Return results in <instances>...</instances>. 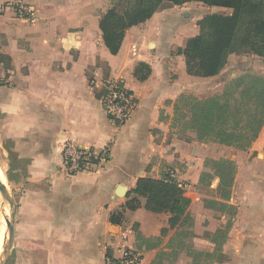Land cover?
Segmentation results:
<instances>
[{"label": "crops", "instance_id": "1", "mask_svg": "<svg viewBox=\"0 0 264 264\" xmlns=\"http://www.w3.org/2000/svg\"><path fill=\"white\" fill-rule=\"evenodd\" d=\"M7 2L28 5L34 22L18 19ZM199 4L156 12L128 29L111 55L99 30L106 0H0V176L15 203L6 264H103L106 254L117 257L125 247L150 264L157 251L135 230L154 239L162 229L164 253L175 264H264V125L245 151L199 143L193 135L187 142L170 129L181 94L197 97L206 83L207 91H219L234 76L230 64L211 78L187 74L178 50L208 15L193 11ZM106 68L137 103L123 125L108 118L88 81L101 88ZM66 142L104 151L105 161L68 177ZM219 159L235 165L228 201L205 164ZM167 170L191 202L189 221L174 228L168 214L147 212L144 199L138 209H124L138 178L160 179ZM214 203L234 208L228 230L225 214L217 225L209 220ZM115 213H122L118 223L110 221ZM217 232L222 238L214 239Z\"/></svg>", "mask_w": 264, "mask_h": 264}, {"label": "trees", "instance_id": "2", "mask_svg": "<svg viewBox=\"0 0 264 264\" xmlns=\"http://www.w3.org/2000/svg\"><path fill=\"white\" fill-rule=\"evenodd\" d=\"M114 1V0H113ZM120 7L110 6L99 19V30L105 48L116 55L121 47L125 32L149 20L156 12L168 7L186 3H201L207 7L223 8L230 14H208L197 22L198 34L178 50L185 60L187 74L197 78L217 76L227 65L231 54L251 53L264 58V0H117ZM98 65V64H97ZM104 80L108 79L107 68L103 70ZM95 98L101 99L107 94L104 87L97 89L88 78ZM240 100L250 104L251 111L242 112L237 99L228 90L206 99L192 94H181L173 107L170 129L182 122L181 133H190L199 143H215L221 146L245 151L258 138L264 125V77H252L249 83L239 91ZM189 141V140H185ZM191 141V140H190ZM212 168L219 179L218 191L221 200L228 201L233 186L235 165L232 161L219 159ZM153 179L138 178L135 187L128 195L130 198L124 209L136 210L144 199V209L154 214H168L170 228L182 226L189 221L187 209L190 200L175 180L168 177ZM217 207L229 205L214 203ZM122 213L111 214L112 223L120 222ZM233 218V216H232ZM231 218V220H232ZM231 220L226 230L231 227ZM161 230L159 238L143 239L135 230L136 239L155 248L162 244L165 234ZM180 234L176 233L175 238ZM197 255H200L199 253ZM171 260L163 250L156 253L150 264H163L164 259Z\"/></svg>", "mask_w": 264, "mask_h": 264}, {"label": "built area", "instance_id": "3", "mask_svg": "<svg viewBox=\"0 0 264 264\" xmlns=\"http://www.w3.org/2000/svg\"><path fill=\"white\" fill-rule=\"evenodd\" d=\"M3 5L12 7L18 19L27 23L34 22V12L28 5L11 2ZM3 5L0 6V9L3 8ZM101 87L107 90V94L100 99L106 115L115 124L123 125L137 106L135 98L121 82L109 78L103 81ZM105 158L104 151L81 147L71 142H66L62 146L63 171L68 177L77 173L92 171L103 163ZM168 176L175 180L171 171H169ZM142 262V253L134 247H125L117 257L106 254L103 258V264H142Z\"/></svg>", "mask_w": 264, "mask_h": 264}, {"label": "rangeland", "instance_id": "4", "mask_svg": "<svg viewBox=\"0 0 264 264\" xmlns=\"http://www.w3.org/2000/svg\"><path fill=\"white\" fill-rule=\"evenodd\" d=\"M198 4V3H197ZM106 5L108 9L110 6H116V7H120L119 2L117 0H106ZM200 5V4H199ZM194 5L191 6V8L193 9V11H195V13L199 14L200 16L202 15H206V14H214V13H220V14H229L230 11L227 9H208V8H201V6L203 5ZM204 7V6H203ZM227 64H230L228 69L234 73L233 77H230L227 82L221 87L219 88V91L216 92H209L206 90V83L204 86V91L201 92V95L197 96V98L199 99H206L215 95H219L221 94L224 90H228L230 91L232 94H234V97L237 99V104L236 106L242 111V112H249L251 111V106L250 104L247 103H243L240 100L239 97V91L241 89H243L250 81V79L252 77H256V76H262L264 77V58L263 57H258L254 54L251 53H241V54H231L228 57V62ZM102 68L104 69L105 67L102 65ZM229 71V72H230ZM88 75L91 77V73H88ZM182 122H177L176 123V127L172 130L174 136H177V138L181 139V140H192V136L190 133L187 134H182L181 133V126ZM218 161V160H217ZM217 161H206L205 164L212 167L214 165V162ZM169 174V171L167 170L163 177H167L166 175ZM169 177V176H168ZM202 178V177H201ZM8 191V190H7ZM0 205H3V209H1L0 211V233H5V227H4V209L7 208L8 209V204L6 203V201L2 198V196L0 195ZM210 208L213 210V212L210 213L209 216V220L210 218H212V222L213 224H218V220H219V213L225 214L228 217V220H230L232 218V213H233V209L229 208V207H217V206H213L210 205ZM208 220V221H209ZM214 237V236H213ZM220 239L222 238L220 232H217V234L215 233V237L214 239ZM5 239V237H4ZM4 240L3 237L1 239V254L4 253V246H3ZM152 243H149V245H151ZM179 247V245H178ZM177 247V248H178ZM163 244L158 245L157 247H155L154 249L158 252L160 250H163ZM156 256V255H155ZM197 257H200L199 255H195ZM168 259H164L163 264L165 263V261ZM174 258H172L171 260H168V262H171V264H175L173 263Z\"/></svg>", "mask_w": 264, "mask_h": 264}, {"label": "water", "instance_id": "5", "mask_svg": "<svg viewBox=\"0 0 264 264\" xmlns=\"http://www.w3.org/2000/svg\"><path fill=\"white\" fill-rule=\"evenodd\" d=\"M123 192H120L119 195H123ZM0 195L8 204V209H4V227H5V244H4V255L0 264H6L9 257V252L13 242V231H14V215H15V203L10 193L7 191L5 184L0 180Z\"/></svg>", "mask_w": 264, "mask_h": 264}, {"label": "bare ground", "instance_id": "6", "mask_svg": "<svg viewBox=\"0 0 264 264\" xmlns=\"http://www.w3.org/2000/svg\"><path fill=\"white\" fill-rule=\"evenodd\" d=\"M0 180L3 182L1 176H0ZM2 237H3V240H4V243H3V246H4V244H5V239H4L3 233L0 234V250H1V239H2ZM4 252H5V251H4ZM3 255H4V253L1 254V252H0V263H1L2 259H3Z\"/></svg>", "mask_w": 264, "mask_h": 264}]
</instances>
